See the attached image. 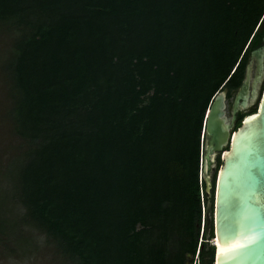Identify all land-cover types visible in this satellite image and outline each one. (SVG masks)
I'll return each mask as SVG.
<instances>
[{
	"label": "trees",
	"instance_id": "1",
	"mask_svg": "<svg viewBox=\"0 0 264 264\" xmlns=\"http://www.w3.org/2000/svg\"><path fill=\"white\" fill-rule=\"evenodd\" d=\"M0 23L26 142L23 217L0 214V236L26 223L68 264H214L203 122L241 84L264 0H0Z\"/></svg>",
	"mask_w": 264,
	"mask_h": 264
},
{
	"label": "water",
	"instance_id": "2",
	"mask_svg": "<svg viewBox=\"0 0 264 264\" xmlns=\"http://www.w3.org/2000/svg\"><path fill=\"white\" fill-rule=\"evenodd\" d=\"M262 28V24L259 29ZM222 88L204 117L200 177L213 195L214 264H264V30L227 107ZM256 103L235 127L238 114ZM219 155L221 165L216 168ZM206 215V212H205Z\"/></svg>",
	"mask_w": 264,
	"mask_h": 264
},
{
	"label": "rangeland",
	"instance_id": "3",
	"mask_svg": "<svg viewBox=\"0 0 264 264\" xmlns=\"http://www.w3.org/2000/svg\"><path fill=\"white\" fill-rule=\"evenodd\" d=\"M16 35L15 27L0 23V214L11 219L19 220L24 212L17 199L14 188L17 158L26 147L25 140L19 138L13 131L10 116L11 98L7 64L14 53L13 39ZM227 100L226 111L229 113L233 95ZM256 105H252L245 113ZM215 167L216 163H215ZM208 214L206 212L205 217ZM10 228V236H0V264H68L55 253L53 243H49L45 236L26 223H19Z\"/></svg>",
	"mask_w": 264,
	"mask_h": 264
}]
</instances>
